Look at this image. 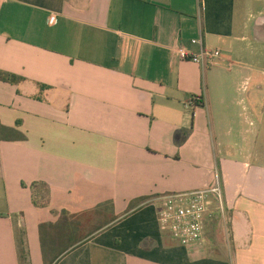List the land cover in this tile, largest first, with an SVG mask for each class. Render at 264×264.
<instances>
[{"label": "crops", "instance_id": "0c3cea01", "mask_svg": "<svg viewBox=\"0 0 264 264\" xmlns=\"http://www.w3.org/2000/svg\"><path fill=\"white\" fill-rule=\"evenodd\" d=\"M0 72V264H264V0H0ZM217 175L190 252L160 201Z\"/></svg>", "mask_w": 264, "mask_h": 264}, {"label": "built area", "instance_id": "2783aa9c", "mask_svg": "<svg viewBox=\"0 0 264 264\" xmlns=\"http://www.w3.org/2000/svg\"><path fill=\"white\" fill-rule=\"evenodd\" d=\"M192 43L200 45L199 55H192L183 47L178 48L177 54L182 60L198 64L203 71L209 70L222 56L219 50L205 49L201 39L193 40ZM204 104L203 97L192 96L185 107L194 109ZM160 204L158 220L161 227L190 252L204 251L208 220L214 217L216 211L225 215L223 187L218 175L213 186L163 197Z\"/></svg>", "mask_w": 264, "mask_h": 264}, {"label": "rangeland", "instance_id": "374dc122", "mask_svg": "<svg viewBox=\"0 0 264 264\" xmlns=\"http://www.w3.org/2000/svg\"><path fill=\"white\" fill-rule=\"evenodd\" d=\"M256 84L255 82L252 84ZM264 85V84H263ZM254 87L251 88V92ZM225 203V202H224ZM206 235L211 237L213 240L224 241V239L229 241L230 239V226H229V214L225 207V215H221L218 211L215 212L213 218H210L207 222Z\"/></svg>", "mask_w": 264, "mask_h": 264}, {"label": "trees", "instance_id": "16d2710c", "mask_svg": "<svg viewBox=\"0 0 264 264\" xmlns=\"http://www.w3.org/2000/svg\"><path fill=\"white\" fill-rule=\"evenodd\" d=\"M0 80L5 81L10 84L18 85L20 84L24 79L15 75H11L8 73L0 72ZM36 186V185H35ZM34 186V187H35ZM38 186V185H37ZM33 203L37 207H47L49 204V197L48 194H43L42 197L38 195V193H34L33 195ZM19 251L21 255V261H25V250L22 246V243L19 242Z\"/></svg>", "mask_w": 264, "mask_h": 264}]
</instances>
